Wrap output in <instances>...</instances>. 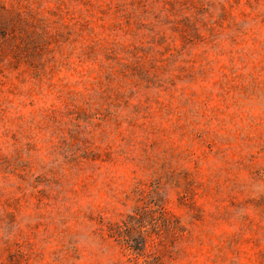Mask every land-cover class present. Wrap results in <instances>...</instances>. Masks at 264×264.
I'll return each mask as SVG.
<instances>
[{
  "label": "rangeland",
  "instance_id": "rangeland-1",
  "mask_svg": "<svg viewBox=\"0 0 264 264\" xmlns=\"http://www.w3.org/2000/svg\"><path fill=\"white\" fill-rule=\"evenodd\" d=\"M0 264H264V0H0Z\"/></svg>",
  "mask_w": 264,
  "mask_h": 264
}]
</instances>
